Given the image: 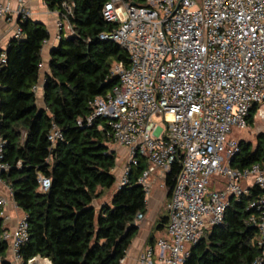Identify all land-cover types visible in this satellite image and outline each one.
<instances>
[{"label":"built area","instance_id":"built-area-1","mask_svg":"<svg viewBox=\"0 0 264 264\" xmlns=\"http://www.w3.org/2000/svg\"><path fill=\"white\" fill-rule=\"evenodd\" d=\"M74 6L65 0L55 9L59 39L74 32L69 20ZM31 14L24 4L17 9L0 4V20L16 16L25 22ZM103 14L118 27L101 38L126 49L130 63L114 65L120 82L92 102L86 123L101 119L99 129L107 128L114 142L127 150L118 188L128 182L138 154L150 163L140 178L147 198L152 174L159 169L166 177L177 160L182 163L168 205L166 235L146 245L138 264H187L206 230L223 223L231 198L240 199L254 186L262 193L251 202L255 212L247 222L259 230L260 254L250 264H264V164L231 166L240 152L241 136L234 132L250 128L252 106L264 104V0H146V5L109 0ZM22 33L19 24L15 38ZM6 62V49L0 48V67ZM40 67L43 70L44 64ZM44 82L43 77L35 92L40 94ZM84 122L79 120L81 126ZM48 137L56 144L63 132L54 125ZM3 151L1 141L0 172L9 169ZM214 174L225 176L226 183L210 191ZM39 181L41 190L49 189V178L40 176ZM0 204L5 208L7 199L0 197ZM144 218L143 213L137 216L138 222ZM2 237L10 241L12 264H26L20 249L29 239L27 216Z\"/></svg>","mask_w":264,"mask_h":264},{"label":"trees","instance_id":"trees-1","mask_svg":"<svg viewBox=\"0 0 264 264\" xmlns=\"http://www.w3.org/2000/svg\"><path fill=\"white\" fill-rule=\"evenodd\" d=\"M45 1L50 9L60 10L65 0ZM67 1L75 3L69 16L74 32L52 47L48 71L40 67L50 38L46 25L26 20L21 24L22 36L12 38L6 49L7 62L0 67V133L2 161L9 169L0 172V179L12 188L13 200L27 216L29 239L20 249L26 264L37 257L51 264H120L140 231L138 214L149 211L140 178L150 163L138 154L128 182L116 189L118 153L112 147L113 136L107 128L99 129L101 119L88 125L86 118L93 111L92 102L119 84L113 67L128 66L129 53L117 42L101 38L118 27L104 17L109 0ZM129 1L146 5V0ZM43 77L41 103L34 87ZM260 107L256 103L250 110V128ZM79 120L85 121L82 126ZM54 125L63 132L56 144L48 137ZM255 163L264 164V133L256 144L241 140L231 166ZM181 169L177 160L166 174L167 210L159 215L148 244H156L159 230L166 235L168 205ZM40 176L51 180L46 191L40 188ZM111 192L110 201L96 204ZM261 193L254 186L240 199L232 197L223 223L206 230L192 247L187 264H250L256 259L259 230L247 221L255 212L250 204ZM3 211L0 204V264H12L10 241L2 237L7 230Z\"/></svg>","mask_w":264,"mask_h":264},{"label":"crops","instance_id":"crops-1","mask_svg":"<svg viewBox=\"0 0 264 264\" xmlns=\"http://www.w3.org/2000/svg\"><path fill=\"white\" fill-rule=\"evenodd\" d=\"M0 4H10L14 9H17L21 4H24L31 11V20L40 22L48 28L50 32V38L45 43L42 50L43 57L45 59L43 72L49 70L48 60L50 58V52L52 47L59 44V33L56 26L58 14L55 10L49 8L45 0H0ZM23 22L18 17L13 16L10 19L0 20V48L7 49L12 38L15 37V32ZM40 101L43 100V89L39 94ZM252 129V128H251ZM263 132V131H261ZM257 132V134L261 133ZM264 133V132H263ZM2 141L0 133V143ZM118 152L124 151V148H115ZM152 190L150 196L147 198L148 213L145 214V218L138 222L140 225L139 233L134 237L132 244L127 251L125 258L121 261V264H138V260L146 245L148 244V238L161 213L165 210V204L168 199V189L165 183V177L162 176L161 171L156 170L151 176ZM224 187L223 185L220 188ZM118 189V186L117 188ZM0 197L7 199V204L4 208V227L9 230L13 229L18 221L25 216V212L18 207L16 202L13 200L9 186L0 179ZM104 201H108L104 199ZM156 235L161 237L164 232L159 230ZM10 259V253H9ZM50 261V260H49ZM35 264H48L46 258L37 257ZM51 264V261H50Z\"/></svg>","mask_w":264,"mask_h":264},{"label":"rangeland","instance_id":"rangeland-1","mask_svg":"<svg viewBox=\"0 0 264 264\" xmlns=\"http://www.w3.org/2000/svg\"><path fill=\"white\" fill-rule=\"evenodd\" d=\"M198 1H201V0H198ZM261 105H264V104H261ZM261 131L264 132V110L263 111L262 110H258V112H257V114L255 116L254 127H252V129L248 128L247 130L243 131L242 133L236 130L233 135L235 137H239V138L241 136L243 139L248 140V141H252L253 144H256V141H255L256 133L257 132H261ZM112 147H114V148H118V147L123 148L122 146H120V145H118L116 143H114L112 145ZM117 153H118V165H117V168L115 170V173L117 175V182H116L115 188H117L119 180L121 179V177L123 175V172H124V169H125V167H126V165L128 163V159H127L128 158V154H127V150L125 148H124V151H119L118 150ZM222 155L225 157L224 165H227L226 152H223ZM225 183H226V177L225 176H223L222 174H214V175H212L209 178L208 189L210 191L211 190H216V189L220 188L221 185L224 186ZM111 197H112V192L109 193L106 196V199L108 201H110ZM103 200L104 199H102L100 201H97L96 204H99ZM167 204H168V201L165 204V211L167 210Z\"/></svg>","mask_w":264,"mask_h":264},{"label":"water","instance_id":"water-1","mask_svg":"<svg viewBox=\"0 0 264 264\" xmlns=\"http://www.w3.org/2000/svg\"><path fill=\"white\" fill-rule=\"evenodd\" d=\"M261 133H263V132H261ZM259 134H260V133H259ZM259 134H257V135L255 136V141H257V138H258ZM241 140H243L242 137L240 138V141H241ZM233 159H234V158H233ZM233 159H232V160H233ZM133 224H134V225H137V221H136V220L133 221ZM128 232H129V226H128V228H127V230H126V232H125V234H124L123 236L126 237V236L128 235ZM46 261L48 262V264H50L49 259H46Z\"/></svg>","mask_w":264,"mask_h":264}]
</instances>
